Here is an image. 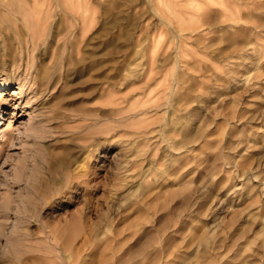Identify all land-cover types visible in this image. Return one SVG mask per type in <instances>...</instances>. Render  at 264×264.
I'll return each mask as SVG.
<instances>
[{
	"label": "rangeland",
	"instance_id": "obj_1",
	"mask_svg": "<svg viewBox=\"0 0 264 264\" xmlns=\"http://www.w3.org/2000/svg\"><path fill=\"white\" fill-rule=\"evenodd\" d=\"M0 80V264H264V0H0Z\"/></svg>",
	"mask_w": 264,
	"mask_h": 264
},
{
	"label": "bare ground",
	"instance_id": "obj_2",
	"mask_svg": "<svg viewBox=\"0 0 264 264\" xmlns=\"http://www.w3.org/2000/svg\"><path fill=\"white\" fill-rule=\"evenodd\" d=\"M242 5V4H241ZM229 10V9H228ZM228 11H226V13H227ZM238 16V15H237ZM237 20V19H236ZM253 51V50H252ZM252 51H250V52H252ZM18 75V74H17ZM18 78H17V80L18 81H20V76L18 75L17 76ZM7 82H9V81H6V80H0V86L1 85H6L7 84ZM19 86V85H18ZM17 88H20L21 89V87H17ZM13 90H15V89H13ZM14 92H16V91H14ZM11 95H17V92L16 93H11ZM5 96H3V93H2V91H0V113H2L3 112V108L2 107H4V106H6L7 104H8V99L7 98H4ZM15 106L16 105H14V107H13V109H15ZM6 112V111H5ZM26 114V110L24 109V110H22V114L21 115H23V114ZM7 130L9 131L10 130V127H8L7 128Z\"/></svg>",
	"mask_w": 264,
	"mask_h": 264
}]
</instances>
